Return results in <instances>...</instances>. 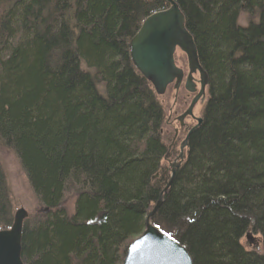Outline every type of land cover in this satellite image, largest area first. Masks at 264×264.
Masks as SVG:
<instances>
[{
  "label": "trees",
  "instance_id": "obj_1",
  "mask_svg": "<svg viewBox=\"0 0 264 264\" xmlns=\"http://www.w3.org/2000/svg\"><path fill=\"white\" fill-rule=\"evenodd\" d=\"M173 1L209 84L152 223L193 264H264V0ZM167 7L0 0V142L45 209L23 223V264H122L145 229L171 177L165 160L183 139L166 146L165 109L134 68L129 41ZM242 11L258 20L241 26ZM71 187L68 215L62 201ZM12 221L0 167V230ZM249 231L261 250L242 244Z\"/></svg>",
  "mask_w": 264,
  "mask_h": 264
},
{
  "label": "water",
  "instance_id": "obj_2",
  "mask_svg": "<svg viewBox=\"0 0 264 264\" xmlns=\"http://www.w3.org/2000/svg\"><path fill=\"white\" fill-rule=\"evenodd\" d=\"M168 7L157 11L144 19L140 28L130 39V58L134 68L152 86L157 96H162L170 84L177 90L184 80L186 91L195 93L197 84L194 75L198 74L199 91L182 116L191 115L200 98L204 100V92L209 78L202 68L197 48L192 35L186 28L185 16L173 0H165ZM183 52L187 59L188 72L185 77L183 69L175 61L177 50ZM185 77V79H184ZM201 119L192 127L181 142L179 155L170 163L171 177L160 195L158 203L145 218V229L128 246L122 264H193L186 248L162 233L152 223L156 209L162 203V194L168 189L175 169L183 160V149L187 146L190 134L199 126ZM157 175L153 177L156 178ZM27 212L20 208L7 229L0 230V264H23L22 230ZM246 239L254 247L259 241L252 232H247Z\"/></svg>",
  "mask_w": 264,
  "mask_h": 264
},
{
  "label": "rangeland",
  "instance_id": "obj_3",
  "mask_svg": "<svg viewBox=\"0 0 264 264\" xmlns=\"http://www.w3.org/2000/svg\"><path fill=\"white\" fill-rule=\"evenodd\" d=\"M258 20V15H254L251 17L248 13L242 11L240 13L238 23L241 26H246L250 21L256 22ZM175 61L181 69H183V72L185 74V77L188 72V66H187V59L183 52H181L179 49L175 53ZM81 68L83 70L88 71L87 67L84 63L81 64ZM89 72L94 74L95 72L91 69H89ZM184 77V79H185ZM194 77H196L195 82L198 84V74H195ZM182 84V83H181ZM97 88L100 92L103 93L104 91V85L102 83L97 84ZM199 88V84H198ZM173 86L169 85L166 91V94L158 97V101L161 103V105L164 107L166 116L168 115L169 107L172 105V94L171 92H174ZM193 95L191 94L185 105L183 106L186 108L189 107L188 104L191 103ZM187 107V108H188ZM203 105H200L199 103L196 104L194 107L193 113L195 116H199L200 111L202 112ZM194 123V122H193ZM172 136L165 137V144L168 146L171 142ZM183 139V135L181 138H179V142L177 143V147L180 143V141ZM176 147V149H177ZM177 152L173 153L170 159L165 160V165L171 169L170 163L174 161L176 158ZM0 167L4 173L5 176V182H6V188L8 190L9 194V201L12 205V211L13 216L15 212L23 208L27 212V219H33L37 218L38 216L44 214L45 209L40 205L38 199L36 198L34 192L32 191V188L27 180L25 172L22 170L20 162L18 161L16 155L0 142ZM75 190L74 188H69L64 195L62 206L67 211L68 215L73 214L74 212V203H75ZM255 237L260 238L257 234ZM242 244L247 248L248 250H261V245H259L257 248L254 247L250 242L244 237L241 240Z\"/></svg>",
  "mask_w": 264,
  "mask_h": 264
},
{
  "label": "flooded vegetation",
  "instance_id": "obj_4",
  "mask_svg": "<svg viewBox=\"0 0 264 264\" xmlns=\"http://www.w3.org/2000/svg\"><path fill=\"white\" fill-rule=\"evenodd\" d=\"M194 79H196V77H194ZM173 90L175 91L171 92L172 105H170L169 107L168 115L166 116V121H165V124H166L165 128L167 129V132H172L173 134V137H172L173 141L169 149L170 151L172 147L176 145V142L179 140V138H181V136L183 135V139H184L188 131L190 130V128H192L193 126L197 124V119L201 118V111H200L199 116H195L193 113L194 108L192 109L191 115L182 116L188 107V106L186 108L183 107L185 103L187 102L186 100H188L191 94L193 95L192 97V100H193V98L199 91L198 84H197V91L195 93L186 91L183 83L179 86L177 90L173 86ZM206 98H207V90H205L204 92V100L201 101L202 98H200L197 103H199L200 105H203Z\"/></svg>",
  "mask_w": 264,
  "mask_h": 264
},
{
  "label": "bare ground",
  "instance_id": "obj_5",
  "mask_svg": "<svg viewBox=\"0 0 264 264\" xmlns=\"http://www.w3.org/2000/svg\"><path fill=\"white\" fill-rule=\"evenodd\" d=\"M180 147V146H179Z\"/></svg>",
  "mask_w": 264,
  "mask_h": 264
}]
</instances>
